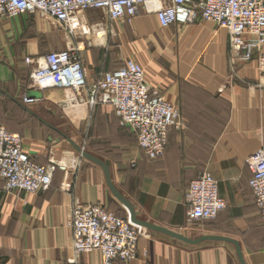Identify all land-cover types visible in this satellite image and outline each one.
Returning a JSON list of instances; mask_svg holds the SVG:
<instances>
[{
    "label": "crops",
    "instance_id": "0c3cea01",
    "mask_svg": "<svg viewBox=\"0 0 264 264\" xmlns=\"http://www.w3.org/2000/svg\"><path fill=\"white\" fill-rule=\"evenodd\" d=\"M77 18L86 32L73 34L38 13L0 18V124L21 136L35 162L54 159L65 165L55 170L44 192L6 193L0 176V264H72L67 221L75 203L113 211L109 205L117 202L126 215L113 212L129 216L110 191L102 167L81 157L63 135L108 164L113 185L137 218L191 239L231 238L245 264H264V225L245 163L264 143V75L254 59H232L227 31L210 21L163 28L154 14L140 12L123 22L99 9ZM78 47L88 83L132 58L142 66L148 85L179 112L182 126L169 130L161 157L148 158L136 133L119 125L110 105L89 103L86 88L37 91L30 86L27 57ZM24 95L40 99L23 104ZM204 171L217 181L226 208L212 220L187 223V188ZM81 261L101 264L96 251L82 254ZM113 264L241 263L232 242L189 244L141 227L136 257Z\"/></svg>",
    "mask_w": 264,
    "mask_h": 264
},
{
    "label": "built area",
    "instance_id": "2783aa9c",
    "mask_svg": "<svg viewBox=\"0 0 264 264\" xmlns=\"http://www.w3.org/2000/svg\"><path fill=\"white\" fill-rule=\"evenodd\" d=\"M88 9L102 10L110 19L130 22L144 12L156 15L160 26L213 22L229 35L232 59H254L259 74L264 75V0H0V18L22 13L46 15L75 34L85 32L84 22L74 20ZM100 35V34H98ZM76 49L50 51L36 59L27 57L31 65L30 86L37 91L48 88H86L91 105L112 107L119 125L136 133L137 142L150 159L164 154L171 128L179 129V112L162 93L148 85L142 66L132 58L120 68L103 72L92 83L86 80L85 66ZM36 95H24L23 104L37 102ZM251 172L248 181L254 202L264 225V143L245 160ZM60 161L49 159L40 164L23 149L22 138L0 124V176L6 193L47 191ZM187 223L214 219L226 208L218 194L217 181L207 171L190 181L187 188ZM67 225L71 230L70 259L81 261L84 253L98 252L101 264L130 261L136 257L141 226L129 216H120L100 204L75 203Z\"/></svg>",
    "mask_w": 264,
    "mask_h": 264
},
{
    "label": "water",
    "instance_id": "95a60500",
    "mask_svg": "<svg viewBox=\"0 0 264 264\" xmlns=\"http://www.w3.org/2000/svg\"><path fill=\"white\" fill-rule=\"evenodd\" d=\"M10 99H12L13 101H15L14 98L12 97H9ZM18 104H20V106H22L25 110H27L28 112H30L24 105H22L21 103H19L17 101ZM63 137L68 140L71 145L77 150L79 151L81 157H83L84 159H87L91 162H94L98 165H100L104 171V174H105V178H106V183L110 189V191L112 192V194L115 196V198L127 209L128 211V215H129V218L130 220L138 225V226H141V227H146V228H150V229H153V230H157V231H160V232H163L171 237H174L176 239H179L181 241H184L186 243H189V244H197L203 240H219V241H228V242H232L234 243V245L236 246V249H237V254H238V258H239V261L241 264H245L242 257H241V254L239 252V248H238V244L235 240L231 239V238H228V237H225V236H221V235H202L196 239H191L189 237H187L186 235H183L182 233L180 232H176V231H172V230H169L167 228H164V227H161V226H158V225H155V224H152V223H149V222H146L144 220H141L139 218H137L136 216V213L131 205V203L116 189V187L113 185L112 181H111V178H110V174H109V169H108V164L100 159H98L97 157L85 152L79 145H77L75 142L71 141V139L66 136V135H63Z\"/></svg>",
    "mask_w": 264,
    "mask_h": 264
},
{
    "label": "rangeland",
    "instance_id": "374dc122",
    "mask_svg": "<svg viewBox=\"0 0 264 264\" xmlns=\"http://www.w3.org/2000/svg\"><path fill=\"white\" fill-rule=\"evenodd\" d=\"M138 63V62H137ZM120 63H117V65H119ZM4 124V125H3ZM1 125L6 126L7 129H10L8 127V125H6L5 123H2ZM165 152V151H164ZM109 208H111L113 211H115L116 213L120 214V215H126V210L124 208H122L117 202H113L112 205H109ZM204 222V221H202Z\"/></svg>",
    "mask_w": 264,
    "mask_h": 264
},
{
    "label": "bare ground",
    "instance_id": "6f19581e",
    "mask_svg": "<svg viewBox=\"0 0 264 264\" xmlns=\"http://www.w3.org/2000/svg\"><path fill=\"white\" fill-rule=\"evenodd\" d=\"M76 22H77V20H74V23H73V25H76V24H75ZM86 30H87V29H85V32H86Z\"/></svg>",
    "mask_w": 264,
    "mask_h": 264
}]
</instances>
